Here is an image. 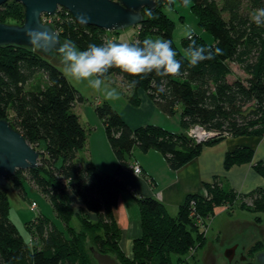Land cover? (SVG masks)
I'll use <instances>...</instances> for the list:
<instances>
[{
  "label": "trees",
  "instance_id": "16d2710c",
  "mask_svg": "<svg viewBox=\"0 0 264 264\" xmlns=\"http://www.w3.org/2000/svg\"><path fill=\"white\" fill-rule=\"evenodd\" d=\"M175 2L191 5L204 32H192L193 39L197 46L213 51L219 48L221 53L214 59L192 67L183 58L190 40L185 36L180 46L176 44V22L164 7ZM260 8H264V0H248L246 5L243 0H157L155 10L144 8L145 20L135 27L138 34L132 43L171 40L182 64L180 74L134 77L113 68L105 78L116 75L127 83L135 105L140 103L136 95L141 90L163 113L179 112L183 131L152 124L132 129L110 103L97 105L96 113L122 165H129L137 148L144 153L159 151L171 169L179 170L199 157L204 145L212 146L229 137L264 135V24L258 26L250 19ZM24 20L21 3L10 1L0 6V23L22 25ZM46 22H51L62 42L71 41L81 50L90 43L101 45L110 40V34L118 33L80 24L63 9L55 17L46 16ZM44 56L37 48L0 46V119L8 120L40 152L39 167L27 170L24 177V171H18L8 178V184L11 181L25 197L26 183H32L51 203L61 224L38 211L35 219L26 223L24 234L10 216L8 193L0 187V264H97L92 248L111 255L120 264H188L191 253L207 246L204 226L215 216L216 208L224 203L232 208L242 196L252 203H241L242 209L264 213V187L240 194L216 180L207 185L206 196L187 197L173 217L160 201L137 197L120 177L79 160L88 134L74 109L84 98L64 72ZM232 64L247 77L231 81ZM39 74L47 85L34 88L31 84ZM133 81L135 87L131 86ZM161 83L165 89L162 93L157 91ZM195 126L216 135L198 143L187 134ZM252 158V149L238 148L226 155L225 168ZM256 169L264 178V164ZM129 190L140 204L142 227L131 257L121 248L122 231L115 216L122 192ZM74 197L83 205L77 210ZM256 219V224L262 223L261 217ZM263 248L261 241L252 250Z\"/></svg>",
  "mask_w": 264,
  "mask_h": 264
},
{
  "label": "crops",
  "instance_id": "0c3cea01",
  "mask_svg": "<svg viewBox=\"0 0 264 264\" xmlns=\"http://www.w3.org/2000/svg\"><path fill=\"white\" fill-rule=\"evenodd\" d=\"M119 79L124 86L128 87L117 76L116 81ZM138 96L140 103H146L155 110L147 94L140 90ZM130 104L133 103L130 102ZM74 110H77V106ZM77 115L81 123L83 117L85 118L88 128L84 127L88 134V141L86 148L78 154L79 160L120 177L137 197H151L160 201L173 217L177 215L187 197L206 196L207 185H213L216 180L240 194H249L264 187V178L256 169L259 164H264V135L229 137L212 146L204 145L200 156L179 170L171 169L159 151L151 150L144 153L137 148L133 151L129 165L124 166L117 160L109 143L104 123L97 113H93L91 108H85L83 113L81 111ZM122 118L124 119L123 116ZM148 118H151L150 114L140 112L137 120L141 122L142 119H146L144 123H140L142 125H137L138 123H133L129 119L124 120L132 129L148 125L150 122L152 125L167 127L160 121L157 123L148 121ZM172 131L181 132L183 126L178 131ZM238 148L252 149V160L241 164L234 163L231 168L226 169V155ZM135 164L141 166L140 174H135L133 169ZM130 190L122 192L115 209V216L122 231L121 248L127 256L131 257L134 240L141 237L142 227L140 204ZM74 202L77 209L83 206L75 197Z\"/></svg>",
  "mask_w": 264,
  "mask_h": 264
},
{
  "label": "rangeland",
  "instance_id": "374dc122",
  "mask_svg": "<svg viewBox=\"0 0 264 264\" xmlns=\"http://www.w3.org/2000/svg\"><path fill=\"white\" fill-rule=\"evenodd\" d=\"M243 1L246 5L248 0ZM219 2H222V0H219ZM164 7H167L168 15L176 22L174 39L178 46L181 45V40L186 36L185 33L187 31H191L197 35L204 34L198 25L197 18L195 17L190 4L183 6L178 2L173 4L166 3ZM181 17L183 20L180 19ZM43 19L46 21V16ZM137 34L138 29L131 27L118 32L116 36H112L110 34V40L115 41L114 39L116 38L119 42L132 43L136 39ZM206 38L208 37L206 36ZM44 57L64 72L63 66L60 63L58 52L51 55H45ZM231 68L232 75L229 77L231 81L237 78L244 79L247 77V75L237 65L232 64ZM42 76L43 75L39 74L37 79L32 82L31 85L34 88L45 87L47 85ZM116 79V75L105 78L104 85L102 86L115 88L119 93V99L110 101L104 98L102 91L97 92L91 89L87 85V82H78L68 78V80L84 98L83 102L77 103V110H74V112L79 114L81 111L83 113L85 108H91V111L96 113L95 110L97 105L108 102L124 117L125 120L129 119L133 123H138L137 125H142L140 123H144L146 121V119H142L141 122L137 120L138 114L143 112L151 115V118H148V121H153L155 123L160 121L161 123L167 125V127L165 126V129L178 131V129L182 128L179 112L174 115H167L161 111L154 101L151 102L155 110L143 102L139 105H131L130 102L133 96V91L124 86L120 79L118 81H116ZM124 84L127 85V83ZM136 97L139 98L138 94ZM127 106H129L128 109ZM81 124L83 127L88 129L84 117ZM189 133L190 132L188 131L187 134ZM190 136L193 135L190 134ZM192 140L194 139L192 138ZM200 143H204V141ZM24 176H28L26 171L22 174V177ZM9 182V184L7 182L4 189L10 198V216L15 221L19 230L25 234L26 223L35 219L38 211L61 224L60 221L56 219L51 203L34 187L32 183H26V196L21 197L20 195L22 194L14 189L11 181ZM34 203L37 206L36 209H33ZM241 203L246 204L245 206H251L252 204L249 199H244L240 196L232 208L225 206V203L224 206L216 208L215 216L209 220V224L204 226L206 229V241L208 242L207 246L204 249L200 248L191 253L190 257L187 259L188 264H229L225 253L228 249L236 245L238 248L235 252L233 264H255V259L258 254L264 251V248L260 251L252 250L256 243L261 241L264 242V213H254L246 209H242ZM73 206L75 210H77L78 207L74 201ZM256 217H261V224H256ZM28 237L30 238L29 235H26V238ZM30 244H32V242ZM242 258L245 260H242Z\"/></svg>",
  "mask_w": 264,
  "mask_h": 264
},
{
  "label": "water",
  "instance_id": "95a60500",
  "mask_svg": "<svg viewBox=\"0 0 264 264\" xmlns=\"http://www.w3.org/2000/svg\"><path fill=\"white\" fill-rule=\"evenodd\" d=\"M10 1L25 7V20L22 25L0 23V46L35 48L25 33L37 30L49 37L47 42L39 41L41 47L38 49L45 55L58 52L63 42L54 26L44 21V16L55 17L63 9L80 24L120 32L142 24L144 8L152 11L157 8V0H0V6ZM39 161L40 152L8 120L0 119V187L4 188L8 178L18 171L37 169ZM237 248L236 245L226 251L229 264H233ZM91 253L97 264H120L116 258L94 248ZM255 264H264V252L258 254Z\"/></svg>",
  "mask_w": 264,
  "mask_h": 264
},
{
  "label": "clouds",
  "instance_id": "9594fccd",
  "mask_svg": "<svg viewBox=\"0 0 264 264\" xmlns=\"http://www.w3.org/2000/svg\"><path fill=\"white\" fill-rule=\"evenodd\" d=\"M250 19L258 26L264 24V8L256 9ZM25 35L37 49L41 47L39 41L49 40L47 33L37 30L30 29ZM185 35L190 43L184 50L183 58L189 66L195 67L221 53L219 48L213 51L211 48L197 46L191 31H187ZM57 51L66 77L87 82L91 89L102 91L104 98L110 101L119 99L115 88L102 87L110 69L116 68L134 77H146L155 73L157 77L164 78L179 75L182 67L181 61L177 59V52L172 47V41L167 39H145L140 44L109 40L101 45L90 43L83 50L66 40L59 44ZM131 86L135 87L136 81ZM157 91H165L163 83Z\"/></svg>",
  "mask_w": 264,
  "mask_h": 264
},
{
  "label": "built area",
  "instance_id": "2783aa9c",
  "mask_svg": "<svg viewBox=\"0 0 264 264\" xmlns=\"http://www.w3.org/2000/svg\"><path fill=\"white\" fill-rule=\"evenodd\" d=\"M45 21V20H44ZM49 23V22H48ZM190 133L188 134L190 138H193L196 142L200 143L202 141L206 142L207 140H209L210 138L215 137L216 134L211 133L206 131L203 127L201 126H195L191 129L188 130ZM190 134H192L193 136H190ZM135 174H140L141 168L138 165H135L133 167ZM36 204H33V209H36ZM204 230L206 231V229L204 228Z\"/></svg>",
  "mask_w": 264,
  "mask_h": 264
},
{
  "label": "flooded vegetation",
  "instance_id": "af4514ba",
  "mask_svg": "<svg viewBox=\"0 0 264 264\" xmlns=\"http://www.w3.org/2000/svg\"><path fill=\"white\" fill-rule=\"evenodd\" d=\"M263 252H264V251H263ZM259 254H260V253H259ZM234 258H235V257H234ZM242 260H245V259L242 258ZM256 261H257V257H256ZM233 262H234V260H233ZM257 263H258V262H257Z\"/></svg>",
  "mask_w": 264,
  "mask_h": 264
}]
</instances>
